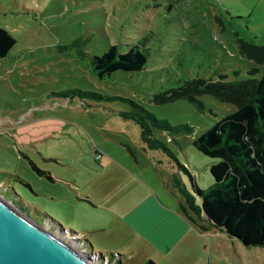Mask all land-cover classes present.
I'll return each mask as SVG.
<instances>
[{"label": "rangeland", "instance_id": "374dc122", "mask_svg": "<svg viewBox=\"0 0 264 264\" xmlns=\"http://www.w3.org/2000/svg\"><path fill=\"white\" fill-rule=\"evenodd\" d=\"M0 26L16 40L0 59V187H4L0 190L4 196L15 199L11 203L38 223L42 224L46 212L62 227L81 232L86 227L83 218L66 204L64 185L71 188L73 183L82 196L90 193L105 199L90 206L100 221L106 220L105 226L76 235L91 242L92 252L120 254L121 264H143L146 259L140 251L160 255V247L138 234L135 225L125 221L127 216L121 219L119 210L115 214L114 196L110 195V202L104 197L114 186L99 184L123 178L131 184L125 204L130 200L132 211L154 210L168 222L174 213L194 226L179 206V189L184 185L190 191L191 181L185 171L176 174V162L165 153L142 149L139 125L120 115L131 106L120 98L136 101L171 125L190 126L193 133L169 134L157 128L152 133L200 187L209 186L213 182L209 168L217 158L198 151L192 139L234 111L235 105L209 94L196 96L203 109L186 98L157 103L154 96L193 77L258 78L263 67L252 66L239 55L238 38L264 44V0H0ZM75 39L76 45L60 49ZM110 44L120 52L136 45L147 55L145 67L97 77L91 55L101 54ZM74 87L111 98L58 95ZM23 154L50 171L55 181L32 170ZM195 197L200 205V197ZM44 224L71 241L72 235ZM194 232L196 251L193 235L185 234L180 245L187 243L189 254L179 264L189 260L190 264H264V246H245L235 237L197 226ZM87 247L79 243V249ZM92 260L107 264L99 255Z\"/></svg>", "mask_w": 264, "mask_h": 264}, {"label": "trees", "instance_id": "16d2710c", "mask_svg": "<svg viewBox=\"0 0 264 264\" xmlns=\"http://www.w3.org/2000/svg\"><path fill=\"white\" fill-rule=\"evenodd\" d=\"M77 40L62 45L60 49L65 50L76 45ZM15 41L9 31L0 26V59L9 53ZM238 53L252 66L263 67L258 78L211 80L193 77L154 96L157 103L186 98L194 102L197 108L203 109V104L196 96L209 94L219 101L235 105L234 111L219 118L192 139V145L198 151L217 158L209 168L213 177L209 186L200 187L168 146L152 133V128L167 131L169 134L179 131L193 133L190 126L171 125L129 98H120L131 106L130 111H122L120 115L123 119L132 120L139 125L138 141L142 149L165 153L176 162V174L185 171L189 175L191 190L188 191L184 185L183 189H179L182 197L179 202L180 210L189 222L201 229L212 228L228 237H235L245 246H264V44L238 38ZM146 62V53L136 45L120 52L116 44H110L101 54H93L90 58L91 69L99 78L110 76L117 70L138 71L145 67ZM58 95L66 98H111L100 92L78 87L58 92ZM126 148L134 155L131 146L126 144ZM23 156L38 175L53 181L50 171L39 168L26 154ZM16 177L32 190L28 182L19 176ZM0 189L4 187L1 186ZM0 195L6 200L16 202L15 199L5 197L2 190ZM195 196L200 197V205L196 203ZM42 216V224L48 223L52 229L58 228L72 236L75 234L74 230L62 227L48 213L43 212ZM77 238L80 243L88 247L91 245L87 238ZM97 253L100 258H105L108 264L121 262L120 254ZM145 264L154 262L148 260Z\"/></svg>", "mask_w": 264, "mask_h": 264}, {"label": "crops", "instance_id": "0c3cea01", "mask_svg": "<svg viewBox=\"0 0 264 264\" xmlns=\"http://www.w3.org/2000/svg\"><path fill=\"white\" fill-rule=\"evenodd\" d=\"M55 179H53L52 182H54ZM85 187L87 188L88 184L84 183ZM72 187L68 188L67 185H64L67 190L66 197V204L69 207L70 210H72V213H74L78 218L82 217L83 222L85 224L84 231L78 232V234H82V232H93L95 230L101 229V227L105 226V221H100L101 216L95 215L91 209L90 206H96L97 203L102 204L105 202V199L101 200L96 195H91L90 193L85 194V196H82L79 190H75V185L71 183ZM103 185H111L114 186V188L107 193L106 199L108 202L109 197L114 196V201L112 204H114V210L115 214L117 215V210L120 211L119 216L122 219L123 216H127V223H132L135 225L136 232L138 234L143 233V235L146 238H150L153 240V242L156 243L161 249V254L156 255L150 251H140L139 253L143 256V261L145 264L148 260H151L154 262V264H179L181 263L180 259L182 256L189 254L188 251V245L187 243H184L183 245H180L181 240L183 239V236L185 234L191 233L193 236V247L196 251V243H195V232L194 228L196 229L195 224L191 223L194 226H190L187 222L181 220V217L178 215H175L172 213V218L170 222L164 221L163 218H159L157 215V212L154 210H148L146 208L139 209L132 211V208L134 205L131 204L130 200L128 201V204H125V200L127 195L130 197V194L128 192V189L131 188L130 182L125 183V179L121 178L117 182L112 180L102 181L100 182L99 186ZM129 187V188H126ZM77 187L76 189H78ZM75 190V193H72L71 191ZM95 193V192H94ZM83 197L84 199H82ZM169 215V212H167ZM171 215V214H170ZM188 221V220H187ZM189 222V221H188ZM194 227V228H193ZM165 232L167 234L166 237L163 238L161 231ZM215 231L214 229H208ZM221 233V232H219ZM223 234V233H222ZM225 235V234H224ZM226 236V235H225ZM132 241L137 240V236L131 239ZM89 241V240H88ZM90 242V241H89ZM91 243V242H90ZM92 245V244H91ZM130 245L133 251L137 252L136 246L130 242ZM93 247V245H92ZM155 259H158L155 260ZM122 261L119 263L121 264ZM187 264L192 263V260H189L186 262Z\"/></svg>", "mask_w": 264, "mask_h": 264}, {"label": "water", "instance_id": "95a60500", "mask_svg": "<svg viewBox=\"0 0 264 264\" xmlns=\"http://www.w3.org/2000/svg\"><path fill=\"white\" fill-rule=\"evenodd\" d=\"M91 250L68 244L0 195V264H94Z\"/></svg>", "mask_w": 264, "mask_h": 264}, {"label": "bare ground", "instance_id": "6f19581e", "mask_svg": "<svg viewBox=\"0 0 264 264\" xmlns=\"http://www.w3.org/2000/svg\"><path fill=\"white\" fill-rule=\"evenodd\" d=\"M47 229V228H46ZM57 233V232H56ZM58 234V233H57ZM59 237H61V234L59 233ZM76 237V236H75ZM61 238H63V237H61ZM63 240H64V238H63ZM71 241H67V240H65L66 242H68V244H70V245H73L75 248H78V246H79V241H76V240H74V239H70Z\"/></svg>", "mask_w": 264, "mask_h": 264}, {"label": "built area", "instance_id": "2783aa9c", "mask_svg": "<svg viewBox=\"0 0 264 264\" xmlns=\"http://www.w3.org/2000/svg\"><path fill=\"white\" fill-rule=\"evenodd\" d=\"M78 235V234H77ZM74 236V235H73ZM80 243V242H79ZM92 251V250H91ZM95 256H98V253L95 252ZM107 263V262H106ZM108 264V263H107ZM110 264H114V263H110Z\"/></svg>", "mask_w": 264, "mask_h": 264}]
</instances>
